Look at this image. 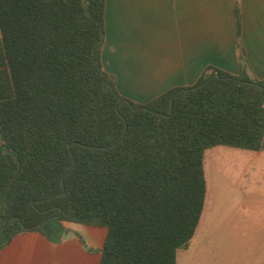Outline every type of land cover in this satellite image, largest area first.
Segmentation results:
<instances>
[{"label": "trees", "instance_id": "1", "mask_svg": "<svg viewBox=\"0 0 264 264\" xmlns=\"http://www.w3.org/2000/svg\"><path fill=\"white\" fill-rule=\"evenodd\" d=\"M105 9L0 0V251L29 232L59 244L75 223L107 228L100 264H178L204 214L207 152L264 151V81L238 43L239 76L209 68L128 100L103 66Z\"/></svg>", "mask_w": 264, "mask_h": 264}, {"label": "crops", "instance_id": "2", "mask_svg": "<svg viewBox=\"0 0 264 264\" xmlns=\"http://www.w3.org/2000/svg\"><path fill=\"white\" fill-rule=\"evenodd\" d=\"M105 30L104 69L116 78L120 94L140 105L195 86L209 68L239 76L238 43L251 76L264 81V0H106ZM245 153L253 163L261 160L264 172V151ZM205 170L207 176L206 163ZM64 240L55 244L37 232L20 234L0 251V264H69V256L83 254L68 255ZM80 242L100 264L104 245L94 249L81 237Z\"/></svg>", "mask_w": 264, "mask_h": 264}, {"label": "rangeland", "instance_id": "3", "mask_svg": "<svg viewBox=\"0 0 264 264\" xmlns=\"http://www.w3.org/2000/svg\"><path fill=\"white\" fill-rule=\"evenodd\" d=\"M113 76V75H112ZM246 151L216 147L206 154L210 190L201 226L188 250L178 252V264H262L264 261V172L261 160ZM251 154V153H250ZM248 206L244 212L242 205ZM244 219L247 222H244ZM69 264H97L80 237L94 249L106 240L107 228L67 223ZM200 243V244H199ZM199 244V245H198ZM74 258V257H73ZM91 260H89V259Z\"/></svg>", "mask_w": 264, "mask_h": 264}, {"label": "water", "instance_id": "4", "mask_svg": "<svg viewBox=\"0 0 264 264\" xmlns=\"http://www.w3.org/2000/svg\"><path fill=\"white\" fill-rule=\"evenodd\" d=\"M211 75H212V76H213V75H217L218 77H220V74H219L217 71H214ZM172 111H173V108H172Z\"/></svg>", "mask_w": 264, "mask_h": 264}]
</instances>
